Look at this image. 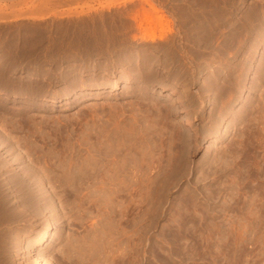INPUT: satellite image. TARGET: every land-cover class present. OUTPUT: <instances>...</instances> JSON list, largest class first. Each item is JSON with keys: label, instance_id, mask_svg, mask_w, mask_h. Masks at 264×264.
Segmentation results:
<instances>
[{"label": "rangeland", "instance_id": "obj_1", "mask_svg": "<svg viewBox=\"0 0 264 264\" xmlns=\"http://www.w3.org/2000/svg\"><path fill=\"white\" fill-rule=\"evenodd\" d=\"M147 2L0 0V264H264V0Z\"/></svg>", "mask_w": 264, "mask_h": 264}, {"label": "bare ground", "instance_id": "obj_2", "mask_svg": "<svg viewBox=\"0 0 264 264\" xmlns=\"http://www.w3.org/2000/svg\"><path fill=\"white\" fill-rule=\"evenodd\" d=\"M148 0H145V2H147ZM148 3V2H147ZM149 4V10H146V11H144L143 13H142V15L141 16H138V17H136V19L138 20V23H139V27H141V26H143V25H145L146 26V30H148V33L147 34H149L150 33V35H148L149 37L147 38V40L149 39V40H153V33H152V35H151V32H152V30H153V28L154 27H156V28H159V29H161V31H165L164 30V28L165 27H167L168 26V21L163 17V15H157V10L153 7V6H151L150 5V3H148ZM211 25V24H210ZM142 28V27H141ZM209 28V27H208ZM144 29V28H143ZM163 29V30H162ZM145 36H147L146 34H145ZM36 62H37V59H36ZM31 120V119H30ZM40 120V119H39ZM51 123V122H50ZM34 125V124H33ZM19 131V130H18ZM42 131V130H41ZM44 132V131H43ZM55 132V131H54ZM18 133V132H17ZM61 133V132H60ZM29 134V133H28ZM6 135H8V134H6ZM22 135H23V133H22ZM11 136V135H10ZM17 137V136H16ZM26 138V137H25ZM11 141V140H10ZM27 141V140H26ZM14 142V141H13ZM18 142V141H17ZM8 143V142H7ZM6 143V144H7ZM29 143V142H28ZM34 144V143H33ZM55 144V143H54ZM5 145V144H4ZM8 145V144H7ZM14 145V144H13ZM56 145V144H55ZM10 148H8V151L11 149V147H12V144L9 146ZM13 148V147H12ZM15 148V147H14ZM7 149V148H6ZM35 149V148H34ZM37 149V148H36ZM57 149V148H56ZM55 149V150H56ZM49 150V149H48ZM51 150V149H50ZM59 150V149H58ZM57 151V150H56ZM31 153V152H30ZM37 153V152H36ZM32 154V153H31ZM10 155H11V153H10ZM28 155V154H27ZM27 155H25L26 156V158H27ZM24 156V157H25ZM36 156V155H35ZM58 156V155H57ZM11 157V156H10ZM23 157V156H22ZM28 157H29V155H28ZM32 157V156H31ZM43 157V159H44V156H42ZM59 157V156H58ZM57 157V158H58ZM25 158V159H26ZM30 158V157H29ZM56 158V157H55ZM28 159V158H27ZM18 160V159H17ZM28 160H30V159H28ZM27 160V161H28ZM36 160V159H35ZM59 160V159H58ZM14 161H15V159H14ZM13 161V162H14ZM19 161V160H18ZM26 161V160H25ZM41 161V160H40ZM45 161V160H44ZM43 160H42V162H44ZM105 161H107V160H105ZM49 162H50V160H49ZM104 162V161H103ZM109 162V161H108ZM10 163V162H9ZM26 163V162H25ZM29 163V162H28ZM110 163V162H109ZM44 164V163H43ZM55 164V163H54ZM115 164V163H114ZM22 165V164H21ZM20 165V166H21ZM30 165V164H29ZM46 165V164H45ZM56 165V164H55ZM117 166V165H116ZM31 167V166H30ZM34 167V166H33ZM52 167V166H51ZM20 168V167H19ZM32 168V167H31ZM64 168V167H63ZM61 166L59 167V163H58V165H56L55 166V168L53 169V172L52 173H55V175H53V176H55V178H54V180L56 179V178H58V176L60 175V172H61ZM52 170V169H51ZM7 173H10V176H11V181H12V184H13V186L14 187H16L19 191H23V195H24V193H25V191H29V190H33V189H40V188H43L44 189V187L46 186V185H50V181H48V180H46L45 178H44V174L46 173V171H45V169H43V168H38V169H35V170H29V169H26V167H24L22 170H19V171H17V172H15L14 170H12V172H11V169L10 168H8L7 170ZM49 171V170H48ZM50 172V171H49ZM0 174H1V172H0ZM5 174V173H4ZM33 175H34V177H35V175H38V176H41V178H38V180L37 181H35V180H33ZM48 175H49V173H48ZM47 175V176H48ZM59 179V178H58ZM55 182V181H54ZM58 182V181H57ZM53 183H51V185H52ZM122 184V183H121ZM120 184V185H121ZM2 184H0V196H3V198L5 199V200H7L6 198L8 197V195H7V193L4 191V188L1 186ZM50 185V186H51ZM118 190H117V192H118V198L120 199V202H119V205H118V207H117V209H116V204L114 205V204H112L111 206L112 207H110V210H111V213H112V217L113 218H118L117 220H118V223H119V221H122L123 220V218H124V216H125V207H124V198H125V190H124V187H123V184L120 186V188H117ZM14 190V189H13ZM116 190V189H115ZM114 190V191H115ZM110 192H111V190H110ZM112 193V192H111ZM114 193V192H113ZM116 193V192H115ZM10 197V196H9ZM35 197H37V196H35ZM42 198V197H41ZM8 199H10V198H8ZM26 199V198H25ZM33 199V198H32ZM59 199V198H58ZM115 199V198H114ZM15 200V199H14ZM28 200V199H27ZM26 200V201H27ZM4 202V201H3ZM8 202V201H7ZM10 202V201H9ZM8 202V203H9ZM29 202V201H28ZM114 202V201H113ZM6 203V202H5ZM32 202L30 201L29 202V205L31 204ZM26 205V204H25ZM27 205H28V203H27ZM113 205L115 206V207H113ZM33 206V205H32ZM12 208V207H11ZM127 208V207H126ZM14 211V210H13ZM19 213V212H18ZM14 216V215H13ZM2 217V216H1ZM50 235H51V230L48 228V229H46V230H44L41 234H40V236H39V238H38V240L36 241V243L34 244V246L31 248V250L30 251H34V250H36L37 248H39V247H42V246H44V244L47 242V240L49 239V237H50ZM6 237V236H5ZM9 239V238H8ZM35 256H34V258H35V260L38 262V264H52V262L50 261V260H47L46 258H44V257H42L41 255H37L36 253L34 254Z\"/></svg>", "mask_w": 264, "mask_h": 264}]
</instances>
